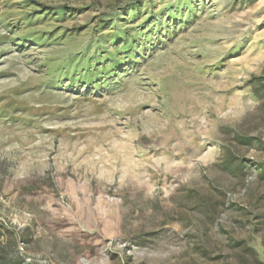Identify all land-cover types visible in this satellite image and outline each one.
Instances as JSON below:
<instances>
[{
  "label": "rangeland",
  "instance_id": "rangeland-1",
  "mask_svg": "<svg viewBox=\"0 0 264 264\" xmlns=\"http://www.w3.org/2000/svg\"><path fill=\"white\" fill-rule=\"evenodd\" d=\"M264 0H0V264H264Z\"/></svg>",
  "mask_w": 264,
  "mask_h": 264
},
{
  "label": "trees",
  "instance_id": "trees-1",
  "mask_svg": "<svg viewBox=\"0 0 264 264\" xmlns=\"http://www.w3.org/2000/svg\"><path fill=\"white\" fill-rule=\"evenodd\" d=\"M263 168H264V165H263Z\"/></svg>",
  "mask_w": 264,
  "mask_h": 264
}]
</instances>
